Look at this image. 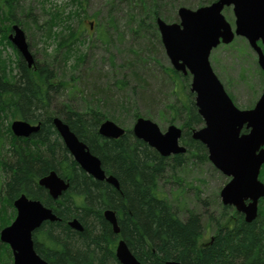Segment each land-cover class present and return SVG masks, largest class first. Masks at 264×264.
<instances>
[{
	"label": "trees",
	"instance_id": "16d2710c",
	"mask_svg": "<svg viewBox=\"0 0 264 264\" xmlns=\"http://www.w3.org/2000/svg\"><path fill=\"white\" fill-rule=\"evenodd\" d=\"M139 5L140 14L135 16L138 29L144 24L148 29H156L155 20L160 16L157 6L150 0L148 3L140 0ZM8 14L12 16V7H9ZM5 27L9 29L8 25ZM38 28L41 30L42 27ZM73 36L71 33L69 38ZM5 37L3 35L2 40ZM6 42L11 46L9 41ZM80 54L75 56L74 68L84 62L85 55ZM33 57L35 66L31 69L16 59L15 74L12 73L11 62L0 57V125L9 119H22L32 124L42 122L35 142L12 144L8 151H4L0 133L3 193L5 205L11 211L7 217L0 209V230L8 225L9 218L14 217L13 199L26 194L52 209L58 218L54 222H44L32 236L35 252L47 264H119L114 256V245L118 240L125 242L139 264H165L167 261L182 264H264V199L260 202L256 219L250 223L234 212L233 223L229 227L226 215L221 214L214 221L213 235L207 243L200 244L203 234L200 216L190 211L180 218L159 188L167 174L172 177L175 167L184 166L185 156L200 154L207 161L204 146L191 138V132L202 126L191 93L187 92L184 100L168 107L172 122L180 121V143L186 152L165 158L136 139L130 130L119 139L100 136L98 128L105 116L96 112L94 106L98 102L92 104L86 114L79 112L71 103L57 107L51 93L57 94L64 84L53 75L47 60L39 65ZM169 76L178 91L181 92L183 87L187 89L188 75L169 70ZM55 79L58 84L54 83ZM118 83L125 85L123 80ZM54 117L67 124L78 140L100 160L101 169L106 176L111 175L117 180L118 189L105 181L93 179L78 167L52 126ZM133 117L137 119L140 114L135 113ZM50 171L69 183L68 189L56 201L37 185V179ZM259 179L264 184V165ZM222 209L227 208L222 206ZM105 210L115 212L118 234L113 233L103 218ZM73 219L81 224L82 231L68 226ZM0 264H12L11 250L2 242Z\"/></svg>",
	"mask_w": 264,
	"mask_h": 264
},
{
	"label": "rangeland",
	"instance_id": "374dc122",
	"mask_svg": "<svg viewBox=\"0 0 264 264\" xmlns=\"http://www.w3.org/2000/svg\"><path fill=\"white\" fill-rule=\"evenodd\" d=\"M139 1L0 0V28L8 25L6 17L11 18L8 9L12 7V17L24 31L37 63L42 65L47 60L53 75L64 84L57 94L51 93L57 107L71 103L86 114L92 104L98 102L94 108L105 116L101 123L111 121L131 131L136 120L133 115L138 113L140 118L152 121L164 133L172 124L180 128V121L172 122L168 107L178 104V100H184L185 94L190 93V79L187 89L183 87L178 91L170 79L172 67L157 28L148 29L144 24L138 29L135 16L140 14ZM150 1L157 6L158 18L172 24L179 23V7L196 10L215 0ZM222 15L233 29L232 7H225ZM38 27H42L41 30ZM47 29L50 31L45 32ZM71 33L74 36L70 39ZM61 47L63 49L58 51ZM79 53L85 55V59L74 68L75 56ZM0 57L11 62L15 74L13 49L1 38ZM209 62L234 106L239 110L251 109L264 90V74L248 42L237 37L229 45H219L211 51ZM57 79L53 80L55 84H58ZM121 80L125 85L118 83ZM76 89L80 92H75ZM6 124L4 120L0 125L4 151H8L12 143L5 131ZM197 155L185 156L184 166L175 167L172 177L167 174L159 188L180 218L190 211L200 216L203 226L200 244H205L214 233V221L221 214L226 215V225L231 227L236 211L229 207L223 210L221 205L220 190L229 178L217 171L208 159ZM3 184L4 174L0 168V209L9 217L11 211L5 205ZM9 219L10 223L13 218ZM115 246L116 243L114 249Z\"/></svg>",
	"mask_w": 264,
	"mask_h": 264
},
{
	"label": "water",
	"instance_id": "95a60500",
	"mask_svg": "<svg viewBox=\"0 0 264 264\" xmlns=\"http://www.w3.org/2000/svg\"><path fill=\"white\" fill-rule=\"evenodd\" d=\"M225 7H232L234 29L223 15ZM179 23L167 24L155 21L165 54L177 72L191 76L190 92L194 95L197 114L203 127L191 132V138L201 143L213 167L230 180L220 190L224 207H234L247 223L257 217V206L264 198V184L258 180L264 164V91L249 110H239L226 94L222 84L213 73L209 56L220 44L228 45L235 37L244 38L257 56V64L264 73V0H215L208 6L190 10H177ZM10 41L28 68L35 65L24 32L12 26ZM55 130L78 167L98 181H105L118 189L113 176H106L100 160L93 156L87 146L78 140L67 124L53 119ZM20 120L11 124L16 137H29L37 132ZM243 129L246 132H242ZM133 136L154 149L161 157L183 155L186 148L180 145L181 129L174 125L161 133L158 126L148 119L138 118L132 126ZM98 133L107 139H119L125 130L111 121L99 125ZM53 200L65 192L69 183L52 171L38 180ZM248 203L246 204V202ZM16 216L13 222L0 231V242L8 245L12 264H47L34 250L33 233L44 222L58 218L40 201L29 200L21 195L13 202ZM103 218L110 224L114 234L119 233L117 218L112 210H105ZM68 226L82 231L81 224L73 219ZM115 258L119 264H139L123 240L118 241ZM165 264H182L167 261Z\"/></svg>",
	"mask_w": 264,
	"mask_h": 264
},
{
	"label": "flooded vegetation",
	"instance_id": "af4514ba",
	"mask_svg": "<svg viewBox=\"0 0 264 264\" xmlns=\"http://www.w3.org/2000/svg\"><path fill=\"white\" fill-rule=\"evenodd\" d=\"M6 20H8L9 21V23H8V25L9 24H11V26H9V29L7 28V27H1L0 28V38L2 39L3 38V35H6V37H5V40H3L6 44H7V42L6 41H9V43H10V45L11 46H9L8 44V46L11 48V49H13V53H14V55H16L15 57H16V59H19V60H22L23 61V59L20 57V55L18 54V52H17V50L14 48V46L12 45V43H11V41H10V36L12 35V33H13V31H12V25H17L16 24V22L14 21V19H13V17L11 16V18L10 19H8V17H6ZM11 22V23H10ZM90 29H92V24L90 23ZM28 46H29V49H30V45L28 44ZM31 50V49H30ZM24 62V61H23ZM25 63V62H24ZM26 64V63H25ZM172 71H175V70H172ZM175 73H178V74H180V75H182V76H186L185 74H183V73H179V72H176L175 71ZM187 75H189L188 73H187ZM189 79L191 80V76L189 75ZM15 120H20V121H24V122H26V123H28L29 125H31V126H38L39 127V129H38V131L37 132H35V133H32V134H30L29 135V137H27V138H25V137H16V136H14V134L12 133V131H11V124H12V122L13 121H15ZM51 123H52V126L54 127V125H53V120L51 121ZM41 125H42V122H37V123H34V124H32V123H29V122H27V121H25V120H22V119H9V121L7 120V124H6V132H7V134H8V136H9V138H10V141L12 142L11 143V145L12 144H14V145H18V144H23L22 143V141H28V144H31L32 142H35L36 141V139H35V136L36 135H38L39 134V132H40V130H41ZM55 128V127H54ZM57 132V131H56ZM58 134V133H57ZM59 135V134H58ZM2 136H3V134H2ZM60 137V136H59ZM61 139V138H60ZM61 142H62V140H61ZM63 143V142H62ZM171 157H173V156H171ZM46 176V175H45ZM41 178V177H40ZM40 178H38L37 179V185H38V180L40 179ZM63 180H65V179H63ZM65 181H67V180H65ZM39 186V185H38ZM40 187V186H39ZM42 188V187H41ZM42 189H44V188H42ZM45 191H46V193H47V195L49 196V193H48V191L46 190V189H44ZM21 195H25L26 196V198H28L29 200H36V199H32V198H30V197H28L26 194H20L18 197H20ZM18 197H16L15 199H17ZM50 197V196H49ZM15 199H13V201H12V210H13V202L15 201ZM50 199H52L51 197H50ZM53 200V199H52ZM58 200H59V198H58ZM37 201H39V200H37ZM53 201H56V200H53ZM14 212H15V214H14V217L16 216V210H15V208H14ZM238 215H242L241 213H239ZM242 217L244 218V216L242 215ZM245 221V220H244Z\"/></svg>",
	"mask_w": 264,
	"mask_h": 264
}]
</instances>
